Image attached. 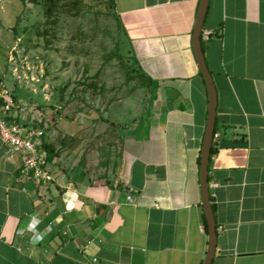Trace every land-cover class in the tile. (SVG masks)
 <instances>
[{
  "label": "crops",
  "instance_id": "crops-1",
  "mask_svg": "<svg viewBox=\"0 0 264 264\" xmlns=\"http://www.w3.org/2000/svg\"><path fill=\"white\" fill-rule=\"evenodd\" d=\"M201 4L114 0L127 51L156 85L140 115L120 112L119 147L101 167L78 159L76 133L59 128L64 138L47 159L54 180L38 184L0 140V264L205 263L210 94L194 48ZM204 30L219 134L209 162L212 264H264V0H210Z\"/></svg>",
  "mask_w": 264,
  "mask_h": 264
},
{
  "label": "rangeland",
  "instance_id": "rangeland-1",
  "mask_svg": "<svg viewBox=\"0 0 264 264\" xmlns=\"http://www.w3.org/2000/svg\"><path fill=\"white\" fill-rule=\"evenodd\" d=\"M139 72L112 0H0V78L22 121L43 129L39 148L69 130L77 158L101 167L119 147L120 112L148 105Z\"/></svg>",
  "mask_w": 264,
  "mask_h": 264
},
{
  "label": "built area",
  "instance_id": "built-area-1",
  "mask_svg": "<svg viewBox=\"0 0 264 264\" xmlns=\"http://www.w3.org/2000/svg\"><path fill=\"white\" fill-rule=\"evenodd\" d=\"M202 36L209 39L211 31L204 30ZM15 101L13 91L0 78V140L9 147L11 158L16 155L22 157L24 172L31 174L38 184L47 185L54 176L48 168L46 152L39 148V139L44 131L34 124L15 120L20 118ZM215 137L218 138L219 134ZM128 199L133 202L134 196L129 194ZM93 264H96V259Z\"/></svg>",
  "mask_w": 264,
  "mask_h": 264
},
{
  "label": "water",
  "instance_id": "water-1",
  "mask_svg": "<svg viewBox=\"0 0 264 264\" xmlns=\"http://www.w3.org/2000/svg\"><path fill=\"white\" fill-rule=\"evenodd\" d=\"M209 1L210 0H202L198 22L196 24L195 33H194V48H195L196 56L200 68L202 70V73L207 82L209 94H210L208 124H207V130H206L204 145L202 149V158H201L202 191H203L204 206H205V211H206L208 224H209V231H210V245L204 264H212L217 246V225H216L213 206L211 202L210 180H209V162L211 157L212 146L214 143V137L216 133L217 88L213 75L206 61L203 44H202V37H201L203 32L204 19Z\"/></svg>",
  "mask_w": 264,
  "mask_h": 264
},
{
  "label": "trees",
  "instance_id": "trees-1",
  "mask_svg": "<svg viewBox=\"0 0 264 264\" xmlns=\"http://www.w3.org/2000/svg\"><path fill=\"white\" fill-rule=\"evenodd\" d=\"M54 2H56V5L58 4V3H60L62 0H53ZM113 1V3H114V0H112ZM132 57V56H131ZM134 57H132V59H133ZM134 60V59H133ZM135 62V61H134ZM136 64V63H135ZM137 65V64H136ZM138 67V66H137ZM139 69V74L142 76V78H143V80H146L147 82H148V85L150 86L151 84H152V86H155L156 85V82L154 81V79L151 77V76H149L148 74H147V72H145L144 70H142V69H140V68H138ZM14 97L16 98L15 100H17V97H16V94L14 95ZM17 122H23L20 118H16L15 119ZM25 122V121H24ZM25 123H27V122H25ZM34 125L35 126H38V127H40L37 123H34ZM44 137V136H43ZM40 150H46V152H47V159L48 160H52L53 158H54V156L56 155L55 154V148H54V146L52 145V144H50V143H48L46 140H43V142H42V144L40 145ZM215 151V148H214V146H212V150H211V152L213 153Z\"/></svg>",
  "mask_w": 264,
  "mask_h": 264
}]
</instances>
